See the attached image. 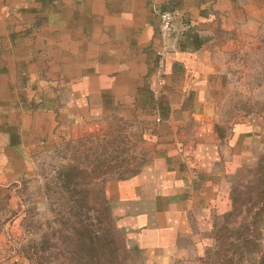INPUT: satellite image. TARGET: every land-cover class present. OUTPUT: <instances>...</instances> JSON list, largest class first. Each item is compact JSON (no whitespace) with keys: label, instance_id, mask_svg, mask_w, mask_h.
<instances>
[{"label":"crops","instance_id":"crops-1","mask_svg":"<svg viewBox=\"0 0 264 264\" xmlns=\"http://www.w3.org/2000/svg\"><path fill=\"white\" fill-rule=\"evenodd\" d=\"M161 10L190 30L169 41L155 98ZM259 78L264 0H0V264H22L11 239L38 157L113 123L151 145L138 174L105 187L142 264L198 257L231 177L264 152V117L242 104Z\"/></svg>","mask_w":264,"mask_h":264},{"label":"rangeland","instance_id":"rangeland-1","mask_svg":"<svg viewBox=\"0 0 264 264\" xmlns=\"http://www.w3.org/2000/svg\"><path fill=\"white\" fill-rule=\"evenodd\" d=\"M252 67V70L257 68L256 64ZM259 80L264 83V78ZM251 82L256 88V80ZM248 96L247 101H242L246 106L243 111L264 117V92H251ZM238 105L236 103V107ZM150 154L151 145L144 140L139 129L127 123H113L104 132L67 141L40 155L34 172L38 196L27 199L25 219L19 228V235L11 239L12 257L22 264H64L60 255L66 252L63 238L67 233L62 224L71 219L86 226L94 236L102 235L106 184L140 171L152 158ZM263 156L264 152L251 158L247 166L231 177L230 201L234 186L245 190L252 183ZM108 206L114 225L125 236L130 250L127 264H142L141 254L128 241V230L119 222L110 202ZM223 215L218 217L217 224L223 221ZM213 237L212 231L198 257L178 260L175 264H198L206 252L215 246ZM261 245L264 248V231Z\"/></svg>","mask_w":264,"mask_h":264},{"label":"trees","instance_id":"trees-1","mask_svg":"<svg viewBox=\"0 0 264 264\" xmlns=\"http://www.w3.org/2000/svg\"><path fill=\"white\" fill-rule=\"evenodd\" d=\"M244 189L234 186L231 190V210L214 226L215 246L198 264H264V156L254 180ZM108 205L105 199V226L99 237L71 219L62 224L67 233L63 238L66 252L60 255L64 264H127L130 250L125 236L114 225Z\"/></svg>","mask_w":264,"mask_h":264},{"label":"built area","instance_id":"built-area-1","mask_svg":"<svg viewBox=\"0 0 264 264\" xmlns=\"http://www.w3.org/2000/svg\"><path fill=\"white\" fill-rule=\"evenodd\" d=\"M159 16V34L164 42V48L159 54V65L157 70V82L154 90L155 98L159 97L160 90L163 88L164 67L168 56V44L173 38L180 37L190 30L188 24L182 21L180 13L171 10H161ZM160 120H158L159 122Z\"/></svg>","mask_w":264,"mask_h":264}]
</instances>
